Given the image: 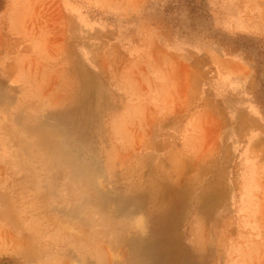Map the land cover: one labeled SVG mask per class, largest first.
Listing matches in <instances>:
<instances>
[{
	"label": "rangeland",
	"instance_id": "374dc122",
	"mask_svg": "<svg viewBox=\"0 0 264 264\" xmlns=\"http://www.w3.org/2000/svg\"><path fill=\"white\" fill-rule=\"evenodd\" d=\"M2 261L264 264V0H0Z\"/></svg>",
	"mask_w": 264,
	"mask_h": 264
},
{
	"label": "trees",
	"instance_id": "16d2710c",
	"mask_svg": "<svg viewBox=\"0 0 264 264\" xmlns=\"http://www.w3.org/2000/svg\"><path fill=\"white\" fill-rule=\"evenodd\" d=\"M0 264H10V262L9 261H2V262H0Z\"/></svg>",
	"mask_w": 264,
	"mask_h": 264
},
{
	"label": "bare ground",
	"instance_id": "6f19581e",
	"mask_svg": "<svg viewBox=\"0 0 264 264\" xmlns=\"http://www.w3.org/2000/svg\"><path fill=\"white\" fill-rule=\"evenodd\" d=\"M106 255V254H105Z\"/></svg>",
	"mask_w": 264,
	"mask_h": 264
}]
</instances>
